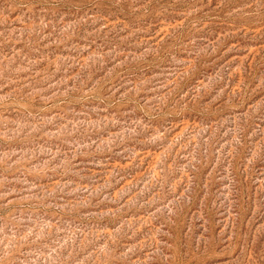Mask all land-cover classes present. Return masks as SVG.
<instances>
[{"label":"rangeland","instance_id":"1","mask_svg":"<svg viewBox=\"0 0 264 264\" xmlns=\"http://www.w3.org/2000/svg\"><path fill=\"white\" fill-rule=\"evenodd\" d=\"M0 264H264V0H0Z\"/></svg>","mask_w":264,"mask_h":264}]
</instances>
